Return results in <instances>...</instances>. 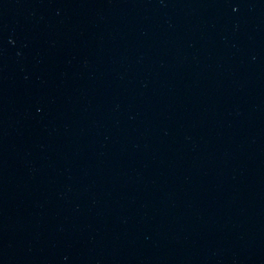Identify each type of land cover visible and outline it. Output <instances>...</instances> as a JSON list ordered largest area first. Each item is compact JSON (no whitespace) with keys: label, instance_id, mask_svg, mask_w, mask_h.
I'll return each mask as SVG.
<instances>
[{"label":"water","instance_id":"1","mask_svg":"<svg viewBox=\"0 0 264 264\" xmlns=\"http://www.w3.org/2000/svg\"><path fill=\"white\" fill-rule=\"evenodd\" d=\"M0 264H264V0H0Z\"/></svg>","mask_w":264,"mask_h":264}]
</instances>
